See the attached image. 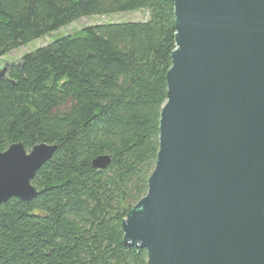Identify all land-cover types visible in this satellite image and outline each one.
Wrapping results in <instances>:
<instances>
[{
  "label": "trees",
  "instance_id": "obj_1",
  "mask_svg": "<svg viewBox=\"0 0 264 264\" xmlns=\"http://www.w3.org/2000/svg\"><path fill=\"white\" fill-rule=\"evenodd\" d=\"M142 9L24 53L0 78V152L56 150L0 204V264H147L121 221L146 194L175 49L173 0H0V57L83 17ZM100 155L104 169L92 167Z\"/></svg>",
  "mask_w": 264,
  "mask_h": 264
},
{
  "label": "water",
  "instance_id": "obj_2",
  "mask_svg": "<svg viewBox=\"0 0 264 264\" xmlns=\"http://www.w3.org/2000/svg\"><path fill=\"white\" fill-rule=\"evenodd\" d=\"M173 8L156 161L121 221L123 242L145 249L147 264H264V0ZM55 150L17 142L0 152V204L35 198L31 181Z\"/></svg>",
  "mask_w": 264,
  "mask_h": 264
},
{
  "label": "rangeland",
  "instance_id": "obj_3",
  "mask_svg": "<svg viewBox=\"0 0 264 264\" xmlns=\"http://www.w3.org/2000/svg\"><path fill=\"white\" fill-rule=\"evenodd\" d=\"M147 18V13L142 10L126 11L107 15H94L80 18L67 26H63L58 30L41 38L34 39L28 44L23 45L15 50L10 51L6 55L0 57V68L6 63L17 62L19 58L26 52L32 51L37 47L43 46L57 37L72 34L83 26L104 23V22H122V21H142Z\"/></svg>",
  "mask_w": 264,
  "mask_h": 264
}]
</instances>
